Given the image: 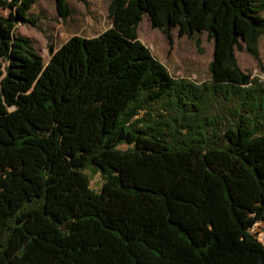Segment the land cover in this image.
<instances>
[{"label":"trees","instance_id":"16d2710c","mask_svg":"<svg viewBox=\"0 0 264 264\" xmlns=\"http://www.w3.org/2000/svg\"><path fill=\"white\" fill-rule=\"evenodd\" d=\"M35 2L0 0V264H264V82L235 55L260 64L264 0H108L111 26L46 62L16 31ZM145 14L207 33L208 80L169 73Z\"/></svg>","mask_w":264,"mask_h":264},{"label":"rangeland","instance_id":"374dc122","mask_svg":"<svg viewBox=\"0 0 264 264\" xmlns=\"http://www.w3.org/2000/svg\"><path fill=\"white\" fill-rule=\"evenodd\" d=\"M67 1L72 12L65 19L58 15L54 0H36L28 11L35 23L19 21L16 25L18 33L32 39L43 62L50 57V44L56 49L71 36L91 37L111 26L107 15L108 0ZM0 13L6 15L7 9L0 6ZM137 38L165 65L171 75L197 83L209 79L208 64L212 57L213 43L206 32L189 38L178 35L177 28H173L171 38L168 39L159 29L150 25L145 14L137 26ZM258 50L260 64L245 50H237L235 55L242 70L264 82V36L259 37ZM84 173L90 179V186L99 189L102 183L99 173L88 168ZM250 232L264 242V222L255 223Z\"/></svg>","mask_w":264,"mask_h":264},{"label":"crops","instance_id":"0c3cea01","mask_svg":"<svg viewBox=\"0 0 264 264\" xmlns=\"http://www.w3.org/2000/svg\"><path fill=\"white\" fill-rule=\"evenodd\" d=\"M259 40V39H258Z\"/></svg>","mask_w":264,"mask_h":264}]
</instances>
